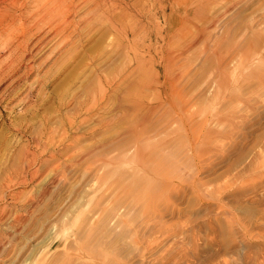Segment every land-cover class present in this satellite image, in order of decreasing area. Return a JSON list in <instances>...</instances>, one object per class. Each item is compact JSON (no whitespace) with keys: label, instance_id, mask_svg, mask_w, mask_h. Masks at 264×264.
Here are the masks:
<instances>
[{"label":"rangeland","instance_id":"374dc122","mask_svg":"<svg viewBox=\"0 0 264 264\" xmlns=\"http://www.w3.org/2000/svg\"><path fill=\"white\" fill-rule=\"evenodd\" d=\"M44 1L0 24V264H264V0Z\"/></svg>","mask_w":264,"mask_h":264},{"label":"bare ground","instance_id":"6f19581e","mask_svg":"<svg viewBox=\"0 0 264 264\" xmlns=\"http://www.w3.org/2000/svg\"><path fill=\"white\" fill-rule=\"evenodd\" d=\"M20 0H0V18H1V20H2V22L0 23L1 25H2V23L3 24H5L6 26H9L10 27V24H11V21H12V16H14V15H11V13H12V9L16 6V4L19 2ZM34 1V0H33ZM42 1H44V0H42ZM80 1V0H79ZM94 1V0H93ZM106 1V0H105ZM108 1H112V0H108ZM115 1V0H114ZM75 2V1H74ZM86 2H88V0L86 1ZM89 2H92V1H89ZM104 2V1H103ZM118 2V1H117ZM24 3V2H23ZM36 3V2H35ZM42 3V4H41ZM40 3V5H41V8H39L40 10H42V11H44V12H46L47 13V15L48 16H45V18L44 19H46L47 17H48V20H38V19H33L34 21H35V23H37L38 25L39 24H46V26L47 27H49L50 28V32H52V29L54 28V27H50V26H53L54 25V22L55 23H60V19H59V17L61 18V16L60 15H62V18L61 19H63L64 17H63V14L65 13V15H66V13L69 11V12H71L70 11V9L71 8H73V7H75V5L73 4V1L72 0H45L44 2H41ZM68 3V4H67ZM78 3V2H77ZM112 4V8H114V9H120V4L119 3H113V2H111ZM79 4V3H78ZM78 4H76V5H78ZM101 4V3H100ZM103 5H105L104 3H102ZM23 5H25V3L23 4ZM34 5V8H35V4H33ZM39 5V6H40ZM107 5V4H106ZM122 5V4H121ZM102 6V5H101ZM21 7H22V9H23V6L21 5ZM106 7V6H105ZM104 7V8H105ZM16 8V7H15ZM63 8L65 9H67V11L66 12H61V10H63ZM100 8H103V7H100ZM18 9V8H17ZM36 9H37V7H36ZM35 9V10H36ZM73 9H75V8H73ZM35 10H34V12H35ZM72 10V9H71ZM103 10H105V9H103ZM109 10V9H108ZM111 10V9H110ZM17 11V10H16ZM65 11V10H64ZM100 11V10H99ZM115 11V10H114ZM15 12V11H14ZM41 12V11H40ZM39 12V13H40ZM42 13V12H41ZM40 13V15H44V13L43 14H41ZM118 13V12H117ZM13 14V13H12ZM71 14V13H70ZM121 14V13H120ZM33 15V14H32ZM110 16V13L109 12H107V10L106 11H104L103 12V15H102V18L100 17V16H98V15H96V16H98L99 18H100V20L101 21H104L103 19H105L106 18V16ZM112 15V14H111ZM114 15V14H113ZM116 15V14H115ZM31 16V15H30ZM30 16L28 17V18H30ZM66 17V16H65ZM112 17V16H111ZM114 17V16H113ZM120 17V16H119ZM38 18V17H37ZM41 18H43V16L41 17ZM67 18V17H66ZM69 18V17H68ZM67 18V19H68ZM16 19V18H15ZM40 19V18H39ZM57 19H59V20H57ZM112 19V18H111ZM17 20V19H16ZM19 20V19H18ZM106 20L108 21V20H110V19H108V18H106ZM105 20V21H106ZM26 21V20H25ZM43 21H45L46 23H43ZM64 21H65V18H64ZM96 21H98V20H96ZM105 21L103 22V23H105ZM116 20H115V17H114V22H115ZM123 21V20H122ZM22 22V21H21ZM112 22H113V20H112ZM111 21H108V24H106V25H109V23H110V25L109 26H111V27H114L115 25V23H112ZM118 22V21H117ZM26 23V22H25ZM34 23V24H35ZM57 23V24H58ZM66 23V22H65ZM67 23H68V21H67ZM97 23V22H96ZM122 22H120L119 21V24H121ZM16 24V23H15ZM21 24H23V23H21ZM20 24V25H21ZM57 24H56V26H57ZM91 24H93V23H91ZM123 24V23H122ZM11 25H13V24H11ZM26 25H29L30 26V28L31 29H33L32 27H31V25L30 24H26ZM33 25V24H32ZM63 25V24H62ZM65 25V24H64ZM68 25V24H67ZM66 25V26H67ZM4 26V25H3ZM23 26H24V24H23ZM23 26H21V28L23 27ZM35 26V25H34ZM42 25H39V27H41ZM44 26V25H43ZM42 26V27H43ZM45 26V27H46ZM61 25H59L58 27H57V29L60 27ZM71 26V25H70ZM117 26V25H116ZM5 27V26H4ZM12 27V26H11ZM36 27V26H35ZM34 27V28H35ZM3 28V27H2ZM18 28V30H19V27H17ZM16 28V29H17ZM30 28H29V30H30ZM38 28V27H37ZM115 29H120L119 28V26L118 27H114ZM7 29H10V28H8L7 27ZM44 29H47V28H44ZM55 29H56V27H55ZM24 31L26 30V29H23ZM29 30H28V32H29ZM37 30V29H36ZM58 30H60L61 32H62V30L61 29H58ZM57 30V31H58ZM65 30V29H64ZM23 31V33H25ZM48 31V30H47ZM47 31H46V33H47ZM56 31V30H55ZM60 31H58L57 32V34L58 33H60L61 34V32ZM119 31H121V29L119 30ZM27 32V31H26ZM37 31H35V33H36ZM54 32V31H53ZM52 32V33H53ZM35 33H33V34H35ZM49 33V32H48ZM47 33V34H48ZM55 33V32H54ZM27 34V33H26ZM30 34V33H29ZM39 34H41V32H39ZM51 34V33H50ZM50 34H48V35H50ZM43 35V34H42ZM20 36V35H19ZM33 36V35H32ZM46 36V35H45ZM24 37V36H23ZM26 37V36H25ZM41 37H43V36H41ZM8 38V37H7ZM20 38V37H19ZM19 38H17L16 37V39H19ZM29 39H27V43L26 44H29L28 42L30 41V38H31V36L30 37H28ZM44 38V37H43ZM45 39V38H44ZM47 39V38H46ZM21 40H23V39H21ZM20 40V41H21ZM34 41V40H33ZM32 41V42H33ZM43 42H45L44 40H42ZM23 43H24V41H22ZM42 43V42H41ZM17 44H19L18 42H17ZM21 44V43H20ZM20 44L18 45V46H20ZM26 46V45H25ZM41 46V45H40ZM20 47H18V49H19ZM22 48H23V46H22ZM21 50V49H20ZM26 50H27V48H26ZM24 51H25V49H24ZM37 52V51H36ZM24 53V52H23ZM25 55V54H24ZM22 57H24V56H22ZM17 60V59H16ZM16 60H15V62H16ZM18 61H19V59H18ZM11 63H12V61H11ZM6 64V63H5ZM14 64V63H13ZM15 66V65H14ZM7 67H10V65L9 66H7ZM13 67V66H12ZM14 70V69H13ZM8 72V71H7ZM1 74H3L4 75V73H1ZM11 74V73H10ZM0 77H1V75H0Z\"/></svg>","mask_w":264,"mask_h":264}]
</instances>
